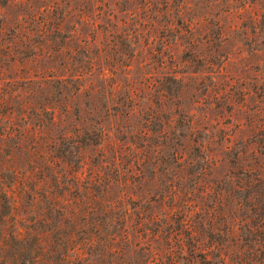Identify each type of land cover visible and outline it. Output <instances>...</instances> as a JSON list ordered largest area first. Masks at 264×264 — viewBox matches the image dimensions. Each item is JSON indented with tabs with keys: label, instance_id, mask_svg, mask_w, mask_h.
<instances>
[{
	"label": "rangeland",
	"instance_id": "rangeland-1",
	"mask_svg": "<svg viewBox=\"0 0 264 264\" xmlns=\"http://www.w3.org/2000/svg\"><path fill=\"white\" fill-rule=\"evenodd\" d=\"M6 129L0 264H257L264 0H0Z\"/></svg>",
	"mask_w": 264,
	"mask_h": 264
},
{
	"label": "trees",
	"instance_id": "trees-1",
	"mask_svg": "<svg viewBox=\"0 0 264 264\" xmlns=\"http://www.w3.org/2000/svg\"><path fill=\"white\" fill-rule=\"evenodd\" d=\"M13 130L14 129H10V131L6 130H2L3 132H0V136L5 135L6 137H10L11 135L14 136L16 134H13ZM4 154V153H3ZM2 153L0 152V158H2ZM0 163H1V159H0ZM8 171L15 175L16 172L15 170L12 168H9ZM248 185V183L246 184ZM30 188V187H29ZM25 191H23V194H27L28 195V190L24 189ZM17 197H15L13 195V192L11 190L10 185L6 184L3 182V171L0 168V214L3 216H9L11 212H13L14 208H15V201H16ZM260 227V226H259ZM256 232V231H254ZM263 233L262 231L260 232V234ZM15 236L20 237V235L17 232L13 233ZM264 234V233H263ZM43 240V239H42ZM44 241V240H43ZM39 248L41 245V241L40 238L37 239V244H36ZM262 249V246L260 248H258L255 251L260 252ZM253 250L252 247L250 246H245V248L243 249V251L245 252H249ZM262 256H261V260H255L254 258H250L251 260L257 262V264H264V251L262 252ZM38 257V256H37ZM39 259V258H38Z\"/></svg>",
	"mask_w": 264,
	"mask_h": 264
}]
</instances>
